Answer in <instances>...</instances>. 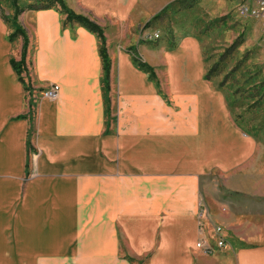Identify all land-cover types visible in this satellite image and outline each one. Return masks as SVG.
<instances>
[{"label": "crops", "instance_id": "obj_1", "mask_svg": "<svg viewBox=\"0 0 264 264\" xmlns=\"http://www.w3.org/2000/svg\"><path fill=\"white\" fill-rule=\"evenodd\" d=\"M175 1L65 0L103 31L108 102L96 35L35 11L21 81L9 62L19 40L0 18V264H264V125L233 122L194 36L123 45V23ZM26 78L33 101L49 85L58 98L29 108Z\"/></svg>", "mask_w": 264, "mask_h": 264}, {"label": "rangeland", "instance_id": "obj_2", "mask_svg": "<svg viewBox=\"0 0 264 264\" xmlns=\"http://www.w3.org/2000/svg\"><path fill=\"white\" fill-rule=\"evenodd\" d=\"M63 1L65 2V0ZM244 1L182 0V3L176 4L173 10L155 20L133 22V19L130 18L126 24L123 23L125 28L128 27L124 30L123 45L153 43L172 46L183 36L190 35L197 38L202 46L209 82L214 89L223 92L233 122L244 132H253L254 127L258 129L264 125V40L259 23L252 19L240 18L237 15L236 7ZM17 4L20 7L31 5L32 9L50 7L59 13L61 9L57 0H17ZM35 11L37 10L25 8L15 19L27 40L24 72L27 66L30 71H33L35 50L27 32L33 34L34 22L31 15ZM13 14L11 3L7 0H0V18L8 27V36L13 32L10 25L11 22H14ZM63 16L65 17V15ZM82 16L89 19L88 16ZM107 24L109 25L108 33L113 37L118 36L119 33H116L113 23L108 22ZM17 40L20 45L16 44L10 59L20 61L23 38L18 37L9 42ZM26 79L24 81L27 85L25 99L29 108L33 109L38 101V96H41V99L43 97L37 93L34 101L33 97L30 98L34 92L30 79ZM35 154L36 149L34 148L31 156L34 157ZM199 203L200 211L208 216L209 209L206 206V198H201ZM218 226L223 229L221 225ZM197 243L196 249L204 253L202 249L197 248Z\"/></svg>", "mask_w": 264, "mask_h": 264}, {"label": "trees", "instance_id": "obj_3", "mask_svg": "<svg viewBox=\"0 0 264 264\" xmlns=\"http://www.w3.org/2000/svg\"><path fill=\"white\" fill-rule=\"evenodd\" d=\"M11 3V6L13 8L14 14H13V20L14 22H11V28L13 29V32L8 36V40L9 41H13L15 39H17L18 37H22L23 38V51H22V58L20 61H15L14 59H10V65L12 67V69L14 70V72L16 73V75L18 76V78L23 81L21 75L24 72L25 69V65H24V55L27 49V40H26V36L24 35L23 31L21 30V28L17 25V23L15 22V19L17 17V15L20 12H23V10L28 9V10H41V9H50V7H43V8H39V9H32L31 5H25L23 7H20L17 4V0H7ZM58 4L60 5V14L65 15V23H75L81 27H83L84 29H86L87 31H89L90 33L94 34L97 36V38L99 39L100 42V47H99V54L102 60V66H103V72H104V77H103V83L105 86V101L108 102V99L106 97V89L108 88V76H109V60L107 57V53H106V48H105V38L103 36V31L102 29L93 21L89 20L87 17H84L80 14H76L74 13L71 9H69L65 2L63 0H57ZM178 3H182V1H175L173 3H171L170 5H168L165 9H163L160 13H158L157 15H155L152 20H155L157 18H159L161 15L173 10V8L176 6V4ZM8 20V19H7ZM151 20V21H152ZM9 21V20H8ZM135 62L137 63V65L141 68V70L147 72L149 74L150 78H154V74L151 68H149L145 63H142L141 61L135 59ZM206 78L209 79L208 75H206ZM32 149L30 148V146H28V151H31Z\"/></svg>", "mask_w": 264, "mask_h": 264}, {"label": "built area", "instance_id": "obj_4", "mask_svg": "<svg viewBox=\"0 0 264 264\" xmlns=\"http://www.w3.org/2000/svg\"><path fill=\"white\" fill-rule=\"evenodd\" d=\"M237 15L243 19H252L255 20L261 26L262 39L264 40V0H245L243 3L238 4L236 7ZM157 37V35H156ZM59 87L57 85H51L47 87L42 92V97L50 101H54L58 97ZM204 219L206 215L201 211L198 213V232L199 235H202L204 228ZM212 228L214 229V235L216 239V246L218 248H223L225 246L223 240V229L213 224ZM197 248L202 249L205 254L211 252V248L207 247L204 243V240L201 238L199 243H197Z\"/></svg>", "mask_w": 264, "mask_h": 264}]
</instances>
